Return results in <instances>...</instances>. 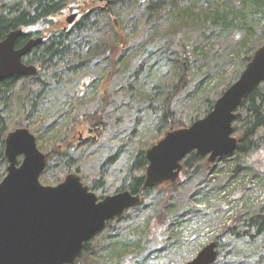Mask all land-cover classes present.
<instances>
[{"label":"trees","instance_id":"16d2710c","mask_svg":"<svg viewBox=\"0 0 264 264\" xmlns=\"http://www.w3.org/2000/svg\"><path fill=\"white\" fill-rule=\"evenodd\" d=\"M70 4H76L78 16L69 26H56L55 17ZM19 28L24 35L16 47L31 37L41 36L43 41L23 57L24 63L36 66L35 75L0 80V180L6 173L4 141L9 131L34 126L33 131L38 132L46 127L42 134L53 139L64 121L67 124L57 137L58 143L48 145L50 149L61 145L62 149L55 155L47 151L40 180L55 185L72 168L83 172L74 160L81 146L71 147L63 136L81 119L88 129L101 133L104 142L90 144L97 155L95 175L87 184L90 190L106 191L111 186L108 177L120 166L130 145L134 147L131 162L126 164L127 172L113 193L129 190L144 196L148 190H142L146 150L167 131L205 116L264 43V0H0V41ZM257 33L260 38L249 45ZM218 37H228L235 44L229 42L228 46L240 63L230 76L221 75L222 65L209 66L206 61L207 48ZM228 56L224 58L230 60ZM170 63L176 69L173 77L160 85L155 73ZM199 71L202 77L196 83L194 74ZM209 80L214 84L206 90ZM187 103L186 108L192 103L195 108L184 111ZM89 104L94 105L92 110H87ZM232 127L238 145L232 154L221 158L235 162L229 172L212 183L208 178L212 165L207 160L196 165L198 155L189 153L180 174L186 176L193 168L192 174L201 175L197 183L184 186L179 174L175 181L153 187L164 190L153 215L143 221L133 216L143 205L142 199L139 206L126 210L119 219L109 220L96 238L85 242L74 264L112 260L118 264L132 253L145 260L157 258L151 247L159 242L169 258L183 256L180 234L187 229L184 224L188 220L208 215L202 208L206 198L240 174L249 175L256 185H264V82L236 109ZM35 136L41 150L44 145L40 140L44 138L38 133ZM108 145L116 147L108 151ZM239 199L240 207L245 208L244 196ZM242 215L232 214L218 223L213 220L218 228L212 238L218 253L213 264H243L246 251L264 234V199L250 207L246 218ZM152 230L154 239L149 233Z\"/></svg>","mask_w":264,"mask_h":264},{"label":"water","instance_id":"95a60500","mask_svg":"<svg viewBox=\"0 0 264 264\" xmlns=\"http://www.w3.org/2000/svg\"><path fill=\"white\" fill-rule=\"evenodd\" d=\"M66 18L72 24L77 17ZM24 35L19 28L0 41V80L35 75L37 68L23 62L41 36L16 47ZM264 82V43L254 52L238 78L216 99L212 109L188 126L167 131L145 152L142 190L178 179L185 157L194 152L212 164L232 154L238 139L232 123L242 101ZM6 173L0 180V264H74L83 244L102 231L109 220L141 204L143 194L123 190L99 198L72 171L61 182L40 180L47 155L27 127H17L5 137ZM218 253L210 242L185 264H213Z\"/></svg>","mask_w":264,"mask_h":264},{"label":"rangeland","instance_id":"374dc122","mask_svg":"<svg viewBox=\"0 0 264 264\" xmlns=\"http://www.w3.org/2000/svg\"><path fill=\"white\" fill-rule=\"evenodd\" d=\"M80 11L77 10L76 4H70L69 6L65 7L63 11L55 17L56 26L59 27H65L67 25L66 18L72 14V13H79ZM260 38L259 33L255 34L253 38H251L252 43L254 44L255 39ZM229 42L234 44V41L230 38H224L218 37L212 42L209 47L207 48V62H210L209 66H212L216 63H218L220 66L222 65L220 71L222 72V76H230L237 72V69L239 68L240 61L233 56V51L229 48ZM252 44V45H253ZM238 50V49H236ZM235 51V50H234ZM231 57L230 60H227L224 58V55L227 54ZM228 56V58H229ZM208 66V67H209ZM206 67V68H208ZM175 67L173 64H169L167 67H160L158 68V71L155 73L154 79L158 81L160 85H163L168 80H170L173 77V74L175 72ZM216 77L217 75L214 74ZM202 75L201 72H197V74H194V81L196 83L201 79ZM214 77V78H215ZM216 80V79H215ZM214 82V81H213ZM212 82V83H213ZM214 84V83H213ZM212 84V85H213ZM211 80H209L208 85L206 84V90L212 88ZM183 100H181L178 104H181ZM187 103L183 110H192L195 108L194 103H192V106L190 108H186ZM70 103L67 102L66 107H70ZM194 105V106H193ZM69 106V107H68ZM94 108V105L89 104L87 106V110H92ZM75 113V110L73 111ZM78 125L75 123L72 124L71 128L72 130L64 134L66 142L70 141L69 144L73 146H81L80 150L76 151L74 154V160L78 162V165L81 166V169L83 172H79V174L85 179L86 183L88 184L91 182V179L95 175V171L93 170L95 168V163L97 159V155L92 152L93 146L91 142L97 143L99 140H102L100 143H103V138L100 137L101 133H97L96 131H93L88 129L86 125L81 124L82 120H77ZM67 121H64L61 123L60 126H63L59 129V131L55 132L56 136L53 139H50L46 134H42L45 132L46 127H42L38 130V132H34L33 129H36L34 126L27 127L31 133L34 135L41 134L42 141L40 142L44 145L42 147L41 151L44 152L46 155L48 154L47 151L52 153V155H55L62 149L61 145H58L55 149H50V143H58L57 137L61 136L64 132V126H66ZM235 135V134H234ZM236 136V135H235ZM36 137V136H35ZM142 137V136H141ZM140 137V138H141ZM86 138V140H85ZM145 140V139H141ZM37 141V140H36ZM49 145V146H48ZM38 146V144H37ZM83 146V147H82ZM115 146H109L108 145V151H112L115 149ZM134 147H130V145L126 148V153L122 159V163L118 168H115L113 170V175L108 177V181L110 182L111 186L106 191H95L97 195H111L113 194L114 187L118 184V180L123 175L124 171L127 172L126 164L130 163ZM77 149V148H75ZM84 151V154H81V152ZM206 157L197 156L196 158V165H199L206 161ZM235 163V162H234ZM234 163L232 160H221L217 159L214 163H212V168L209 171L208 178L211 179V182L214 183L218 181V177L223 175V172H229L231 168H233ZM128 168V167H127ZM222 168V171L220 170ZM74 168H72V171ZM126 169V170H125ZM193 168H190L189 174L184 176V173L180 174V178L183 179V185L184 186H191L195 182L197 183L201 177L199 174H192ZM50 173H54V169L50 171ZM83 181V180H82ZM251 180V177L249 175H243L240 174L236 177L235 180H231L230 183L224 186L220 192L211 194L206 200L204 201V205H202V208L206 209V212H209L207 216H204L203 218H191V220H188L186 225L187 229L181 232L180 238H181V244L180 247V254L183 256L169 258L168 252L161 251V249L166 248L162 246L159 242L154 247H151L152 252H154V255L157 256V258H148L145 260V257H136L134 253L129 254V256L123 257L118 264H185L186 262L193 259L196 254L207 244L213 241L212 238L217 234L218 228L214 227L213 220H216L215 223H218L217 220H226L229 216L232 214H242L243 217L246 218L247 212L250 210V207H255V205L260 204L259 197L261 193H264V185H256V181ZM42 182V181H41ZM43 183V182H42ZM84 183V182H83ZM252 183V188L251 187ZM249 184V185H248ZM250 186V187H248ZM232 190H234V193H231ZM261 190V193L259 194ZM244 196L245 200V208L240 207L239 197ZM164 197V190L163 189H156V188H148V190L145 192L143 196V205L138 209V211L133 212L134 217H138L140 221L145 220L147 217L154 214V212L159 209L161 201ZM257 201V202H256ZM221 204V205H220ZM244 209V210H243ZM191 228L189 230V227ZM155 231H149L150 236L154 239V233ZM104 234V231L100 234ZM189 234H193L190 236ZM159 236V234H158ZM166 236V233H165ZM190 237V238H189ZM96 238V234L92 237ZM91 238V239H92ZM161 238V237H159ZM142 242L144 243V240L142 239ZM139 247V246H138ZM140 249V248H139ZM147 254V253H146ZM101 256L105 258L104 253H101ZM243 264H264V234L259 236L253 243L252 248L250 250L246 251V256L244 257ZM115 261V260H112ZM107 262L105 264H115L114 262ZM217 261V259H216ZM146 262V263H145ZM232 264V263H228Z\"/></svg>","mask_w":264,"mask_h":264},{"label":"built area","instance_id":"2783aa9c","mask_svg":"<svg viewBox=\"0 0 264 264\" xmlns=\"http://www.w3.org/2000/svg\"><path fill=\"white\" fill-rule=\"evenodd\" d=\"M251 185H252V183H251ZM260 193H261V190H260L259 194ZM263 199H264V193L262 192L261 195H260V197H259V202L262 203L263 202Z\"/></svg>","mask_w":264,"mask_h":264},{"label":"flooded vegetation","instance_id":"af4514ba","mask_svg":"<svg viewBox=\"0 0 264 264\" xmlns=\"http://www.w3.org/2000/svg\"><path fill=\"white\" fill-rule=\"evenodd\" d=\"M78 16V15H77ZM68 26H69V24H67ZM91 131V130H90ZM85 140H86V138H85ZM99 197V196H98ZM100 198V197H99Z\"/></svg>","mask_w":264,"mask_h":264}]
</instances>
